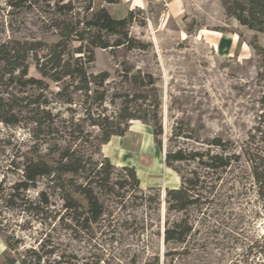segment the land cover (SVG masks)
<instances>
[{
  "label": "rangeland",
  "instance_id": "rangeland-1",
  "mask_svg": "<svg viewBox=\"0 0 264 264\" xmlns=\"http://www.w3.org/2000/svg\"><path fill=\"white\" fill-rule=\"evenodd\" d=\"M171 1L164 8L160 4L145 6L137 0L112 5L92 0V11L103 7L114 19L132 12L128 32L139 44L132 50H94L87 72L108 74L103 87L98 88L106 91V101L97 107L93 94L70 92L72 103H64L55 95L62 84L44 79L49 86L45 108L51 112L57 132L45 136L42 143L33 139L32 124L0 123V264L5 236L20 242L17 253L22 254L46 234L60 250L85 261L99 257L111 264L117 258L120 264H130L135 258L137 264H144L157 257L159 264H264V211L243 159L222 174L206 207L188 212L193 231L185 243L163 244L164 222L182 216L166 212L165 190L178 187L180 176L165 166V153L203 151L212 138L228 141L239 151L253 133L260 112L258 102L264 94V80L258 76L260 58L251 47L255 42L262 44L261 36L227 18L219 0H177L176 6ZM6 2L0 0V42L19 39L53 44L58 40L50 27L53 15L11 10ZM86 3L76 0L75 6L81 11ZM230 39L234 42L228 50ZM125 66L130 70L128 77L137 72L151 74L156 91L132 85L122 75ZM28 75L41 79L32 62ZM155 93L162 131L156 138L160 147L151 134V123L141 121H131L124 136L112 138L107 145L96 141L100 133L92 118L114 117L122 107L123 99H112L113 94H139L147 97L145 104H153ZM33 94L37 91L26 90V95ZM53 143L98 167L105 158L113 165L108 183L98 180L91 184L104 215L90 232L63 229L59 220L62 193L47 178L39 179L36 188L26 192L34 202L40 192L47 194L50 205L45 213L9 209L4 201L10 187L20 180V164L26 158L49 163L57 159L50 149ZM124 164L134 169L138 187L122 170ZM174 166L187 175L195 164ZM83 176L65 174L61 181L66 192L85 206L82 196L67 186L70 182L85 185Z\"/></svg>",
  "mask_w": 264,
  "mask_h": 264
},
{
  "label": "trees",
  "instance_id": "trees-1",
  "mask_svg": "<svg viewBox=\"0 0 264 264\" xmlns=\"http://www.w3.org/2000/svg\"><path fill=\"white\" fill-rule=\"evenodd\" d=\"M79 11L76 0H7L6 5L11 10L42 11L53 15L50 18V27L56 32L58 40L53 44H46L38 40L9 39L0 42V123L6 126H17L22 122L33 125V139L45 141V136L57 132L53 125V116L45 107L47 100L45 92L49 90L44 79L62 84L56 96L64 103L71 104L70 92L93 94V103L97 107L106 101L107 93L103 87L108 74L101 72L88 74L87 66L93 61L95 49H115L125 47L128 50L138 48L139 44L131 38L128 32L133 19L132 12H128L123 19H114L103 7L92 11V0ZM107 4H118L120 0H102ZM225 16L234 20L239 26L262 38V44H251L252 49L260 58L258 76L264 80V0H219ZM44 9V10H43ZM90 13V14H89ZM74 43L78 45L72 46ZM29 62L41 79L28 75ZM124 69V78L132 85L146 88V92L155 90V81L151 74L140 75V72L129 75V68ZM93 87V89H92ZM150 87V88H148ZM71 88V91H68ZM148 88V89H147ZM32 89L37 94L26 95V90ZM156 91V90H155ZM153 104H145L146 96L134 94L131 97L123 94H113L112 99H123L119 112L110 117L98 115L92 118V125L96 126L100 135L96 141L107 144L113 137H123L131 121L150 122L156 140L162 134L157 116L158 95ZM141 100L140 104L137 101ZM259 114L255 121L253 133L248 137L244 148L239 151L228 141L212 138L206 143V150L187 151L178 149L167 151L164 155V164L180 176V185L176 188H166L164 203L167 213L181 214L175 221L164 222L162 239L164 245L183 244L193 231L188 212L192 209L200 210L206 207L213 198L221 176L233 164L242 159L246 162L250 178L255 187V194L264 211V94L259 100ZM144 105V107H143ZM88 116L90 114L88 113ZM52 163L37 158H26L20 164V180L10 187V193L5 198L9 209L20 208L25 213H45L44 209L50 203L45 192L38 194L34 202L26 196V192L36 188L41 178H47L61 191L63 214L59 217L64 230L70 232H90L93 225H97L104 215L102 205L94 194L91 184L102 180L108 183L113 165L108 158L98 164L83 160L70 149H60L57 144L51 146ZM89 163V164H88ZM195 164L187 175H181L175 164ZM122 170L139 186L135 171L130 166H123ZM65 174L84 175L85 185H75L70 182L67 186L73 193L82 196L85 206L66 192L61 178ZM101 175H103L101 177ZM65 219L67 220L64 223ZM0 228V234H2ZM48 234L41 238L35 247L26 249L18 254L19 241L5 236L6 249L2 253L1 264H110L102 258L95 257L92 261L79 259L74 253L60 250ZM14 253L16 256H13ZM111 264H120L114 258ZM130 264H137L135 258ZM144 264H159L158 258Z\"/></svg>",
  "mask_w": 264,
  "mask_h": 264
},
{
  "label": "built area",
  "instance_id": "built-area-1",
  "mask_svg": "<svg viewBox=\"0 0 264 264\" xmlns=\"http://www.w3.org/2000/svg\"><path fill=\"white\" fill-rule=\"evenodd\" d=\"M141 2V4H144L147 6L148 4H160L164 8H167L169 6V0H138Z\"/></svg>",
  "mask_w": 264,
  "mask_h": 264
},
{
  "label": "crops",
  "instance_id": "crops-1",
  "mask_svg": "<svg viewBox=\"0 0 264 264\" xmlns=\"http://www.w3.org/2000/svg\"><path fill=\"white\" fill-rule=\"evenodd\" d=\"M176 1H177V0H172L170 4H171V5H173V4L175 5ZM174 5H173V6H174ZM175 6H176V5H175ZM228 41H229V42H228V47H227V48H228V50H229V46L232 44V42H234V39H230V40H228ZM113 138H115V137H113ZM111 139H112V138H111ZM111 139H110V141H111ZM110 141H109V142H110ZM109 142H108L107 144H109ZM107 144H106V145H107ZM114 150H117V151H118V148H117V149L114 148ZM114 150H113V151H114ZM117 151H116V152H117ZM114 152H115V151H114ZM119 155H121V154H119ZM124 166H128V165H127V164H126V165L124 164ZM176 187H177V186H173V187H170V188H176ZM16 264H18V263H16Z\"/></svg>",
  "mask_w": 264,
  "mask_h": 264
},
{
  "label": "bare ground",
  "instance_id": "bare-ground-1",
  "mask_svg": "<svg viewBox=\"0 0 264 264\" xmlns=\"http://www.w3.org/2000/svg\"><path fill=\"white\" fill-rule=\"evenodd\" d=\"M138 1V0H137ZM139 2V1H138ZM139 3H141V2H139Z\"/></svg>",
  "mask_w": 264,
  "mask_h": 264
}]
</instances>
